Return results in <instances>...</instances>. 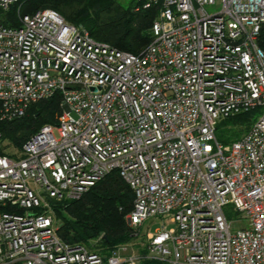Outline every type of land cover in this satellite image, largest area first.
I'll use <instances>...</instances> for the list:
<instances>
[{
  "label": "built area",
  "instance_id": "1",
  "mask_svg": "<svg viewBox=\"0 0 264 264\" xmlns=\"http://www.w3.org/2000/svg\"><path fill=\"white\" fill-rule=\"evenodd\" d=\"M20 2L0 0V11ZM151 7V41L139 54L52 9L18 7L17 25L0 21V121L56 94L62 107L19 154H0V264H137L136 241L104 250L58 235L54 204L114 170L133 193L129 226L174 224L146 234V256L264 264V0H146L135 9ZM257 108L240 138L216 139L221 120Z\"/></svg>",
  "mask_w": 264,
  "mask_h": 264
},
{
  "label": "trees",
  "instance_id": "2",
  "mask_svg": "<svg viewBox=\"0 0 264 264\" xmlns=\"http://www.w3.org/2000/svg\"><path fill=\"white\" fill-rule=\"evenodd\" d=\"M145 1L129 0L128 4L122 5L116 0H21L6 14L0 11V21L17 25L18 7L21 14L29 15L52 9L66 22L87 31L95 40L108 43L118 50L139 54L151 41L150 29L157 15L156 7L135 9ZM258 43L264 50V23ZM61 110V98L56 94L31 104L19 118L0 121V154L15 156L23 143L39 128L54 124ZM252 121V111L225 118L218 123L216 131L230 128L229 133L233 132L228 135L220 133L216 139L222 144L237 140L248 130ZM234 127L236 130H232ZM7 148L14 152H7ZM132 204L133 193L129 185L118 171H111L79 199L54 204L60 224L58 235L71 245L114 249L138 237L134 236V228L127 221ZM227 217L230 218V214ZM140 244V241L136 244L140 256L137 264H167L146 256V249L141 248Z\"/></svg>",
  "mask_w": 264,
  "mask_h": 264
},
{
  "label": "rangeland",
  "instance_id": "3",
  "mask_svg": "<svg viewBox=\"0 0 264 264\" xmlns=\"http://www.w3.org/2000/svg\"><path fill=\"white\" fill-rule=\"evenodd\" d=\"M116 1H118L122 5H126L129 2V0H116ZM260 111H262V109L260 110L259 108L252 110V118H255L260 113ZM232 130H236V127L232 128ZM229 131H230V128H228V129L222 128V131H220V129H217L215 134H216V137H218V135L220 133H223L224 135H228L231 132H233V131H231L229 133ZM243 132H244V130H243ZM6 151L7 152H14V150L10 149V148H7ZM17 154H19V152L16 153V155ZM163 224L166 225L167 228L174 227V224L167 223V221L164 220L163 218H160V217L153 218V219H150L148 221H145L139 228L134 229V231H133L134 232V236L137 237V235H138V237L136 239H133V240L136 241V242L140 241L141 242L140 247L141 248H145V244L143 243V241H145L144 238L146 237V234L149 233V232H151V233L155 232L156 229L160 228ZM239 225H241V224H236L234 226H239ZM242 225L244 226L245 223H242ZM141 238H143V239H141ZM136 251L138 253V245H137V247L135 249V252Z\"/></svg>",
  "mask_w": 264,
  "mask_h": 264
}]
</instances>
